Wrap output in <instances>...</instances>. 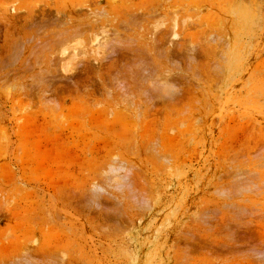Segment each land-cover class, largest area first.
<instances>
[{"label": "rangeland", "instance_id": "374dc122", "mask_svg": "<svg viewBox=\"0 0 264 264\" xmlns=\"http://www.w3.org/2000/svg\"><path fill=\"white\" fill-rule=\"evenodd\" d=\"M0 264H264V0H0Z\"/></svg>", "mask_w": 264, "mask_h": 264}, {"label": "bare ground", "instance_id": "6f19581e", "mask_svg": "<svg viewBox=\"0 0 264 264\" xmlns=\"http://www.w3.org/2000/svg\"><path fill=\"white\" fill-rule=\"evenodd\" d=\"M105 44V43H104ZM119 44V43H118ZM109 45V44H108ZM107 46V45H106Z\"/></svg>", "mask_w": 264, "mask_h": 264}]
</instances>
